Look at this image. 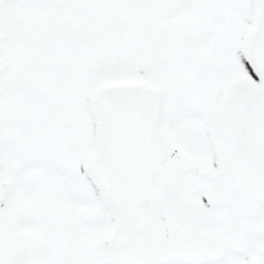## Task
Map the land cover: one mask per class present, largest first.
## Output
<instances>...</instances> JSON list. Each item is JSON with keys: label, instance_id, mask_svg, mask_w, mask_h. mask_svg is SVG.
<instances>
[{"label": "snow or ice", "instance_id": "1", "mask_svg": "<svg viewBox=\"0 0 264 264\" xmlns=\"http://www.w3.org/2000/svg\"><path fill=\"white\" fill-rule=\"evenodd\" d=\"M0 264H264V0H0Z\"/></svg>", "mask_w": 264, "mask_h": 264}]
</instances>
